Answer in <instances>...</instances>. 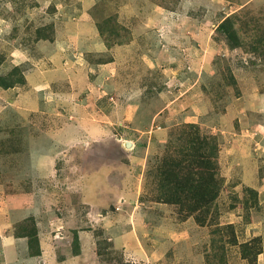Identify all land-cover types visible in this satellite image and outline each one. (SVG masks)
I'll return each mask as SVG.
<instances>
[{
	"label": "rangeland",
	"instance_id": "obj_1",
	"mask_svg": "<svg viewBox=\"0 0 264 264\" xmlns=\"http://www.w3.org/2000/svg\"><path fill=\"white\" fill-rule=\"evenodd\" d=\"M1 58L25 82L0 86V264H264V112L230 106L264 84V0H0ZM69 84H87L78 103ZM184 123L219 143L204 223L157 201Z\"/></svg>",
	"mask_w": 264,
	"mask_h": 264
},
{
	"label": "trees",
	"instance_id": "obj_2",
	"mask_svg": "<svg viewBox=\"0 0 264 264\" xmlns=\"http://www.w3.org/2000/svg\"><path fill=\"white\" fill-rule=\"evenodd\" d=\"M231 20V16L226 17L219 27L234 47L239 45V36ZM20 70L15 66L7 76L0 75V86L8 89L16 83L23 84L25 76ZM169 134L164 161L157 169L160 176L157 201L179 204L181 210L186 209L198 222L204 223L222 188L223 180L216 166L219 143L215 136L202 133L196 123H184L178 132L170 130ZM251 191L257 194L256 190ZM74 244L76 247L79 244L77 234Z\"/></svg>",
	"mask_w": 264,
	"mask_h": 264
},
{
	"label": "crops",
	"instance_id": "obj_3",
	"mask_svg": "<svg viewBox=\"0 0 264 264\" xmlns=\"http://www.w3.org/2000/svg\"><path fill=\"white\" fill-rule=\"evenodd\" d=\"M114 64H111V65H109L108 66V64H106V65H101V74H100V76L101 77H105V79L103 80V82H104V84H100V86L104 89V91H106V92H109V94L111 93H113L114 92V89H116V88H118V85L120 84L118 81H117V79L115 78V75L114 74H112V75H114V76H111V74H110V68L113 66ZM243 66V65H242ZM243 68H244V66H243ZM237 70V69H236ZM234 75L235 76H238V74H237V72L234 70ZM106 79H110V81H107ZM96 81V80H95ZM95 81H93V82H95ZM249 82V81H248ZM90 83H92V82H90ZM21 85V84H20ZM24 85H26V84H24ZM23 85V86H24ZM41 85H43V87L45 86V84H41ZM86 85L87 84H69V90L71 89V94H72V97H73V99H74V96L76 97V99H74L75 101H76V103H78V101H79V94H81L80 92H81V90L80 89H82V87H86ZM88 85H90L89 87H90V89L91 90H93V91H96V90H98V93H101V92H103L102 91V88H100V89H98L97 87H95V85L96 84H88ZM98 85V84H97ZM18 86V85H17ZM38 86V84H34V85H32L30 88L32 89V88H34V87H37ZM116 87V88H115ZM14 87H12V88H8V89H13ZM96 89V90H95ZM39 90H37V92H38ZM239 91H240V96H238V97H236L235 99H233V100H231L230 101V106H232V109L231 110H235V111H239V113L240 112H242L243 113V115H241V117H240V122L241 123H249L250 122V118L248 117L247 118V116H246V114H247V111L248 110H250V111H252V110H254V111H263L264 112V84L263 83H256V84H240L239 85ZM36 92V93H37ZM97 92V91H96ZM110 94V95H111ZM131 94V93H130ZM33 97V96H32ZM32 99H34V98H32ZM70 97L68 98V101H69V103H70ZM119 100L122 102L123 101V103H125V100L126 101H128V102H130V99L128 100V99H122V98H119ZM127 102V103H128ZM35 103H37L38 104V102L36 101ZM72 103V102H71ZM233 104V105H232ZM240 109V110H239ZM77 124H78V121H77ZM77 124H75V127H77ZM79 124H80V122H79ZM241 125H243V124H241ZM246 125H248V124H246ZM71 129H74V128H71ZM75 132H77V130H75ZM84 133H86L87 135L88 134H90V133H87V132H84ZM259 135H261L260 133H259ZM261 136H263V135H261ZM121 163H119V164H114V165H111V169L113 170H116L118 173H120L121 171H123V170H125L124 168V166L122 165H120ZM107 171L106 172H110V169H109V167L106 169ZM98 174H100V176L102 177V178H104L105 180H107L108 181V178H107V175L105 174V172H104V170L103 169H99L98 170V172H97ZM113 173H114V171H113ZM100 183H102L101 181H96L95 182V184H100ZM130 183L131 182H129L128 184L130 185ZM131 186V185H130ZM112 189L114 188H118L117 186L116 187H114V186H110ZM99 190V189H98ZM117 191H118V189H117ZM120 191V190H119ZM105 195H108V194H105ZM106 214L104 213V214H102L101 215V217L102 218H105V217H107V215L105 216ZM123 247H125V249H126V252H127V255L128 256H138V255H142L143 256V259H141V260H143L144 262H146V260H148V258H145V256L146 257H150V256H148V255H143L142 253H141V251H140V249L139 248H137V247H135L136 248V250L138 251V253L137 252H135L131 247H128L127 245H124ZM136 253V254H135ZM135 261V260H134ZM153 264H157V263H153Z\"/></svg>",
	"mask_w": 264,
	"mask_h": 264
},
{
	"label": "water",
	"instance_id": "obj_4",
	"mask_svg": "<svg viewBox=\"0 0 264 264\" xmlns=\"http://www.w3.org/2000/svg\"><path fill=\"white\" fill-rule=\"evenodd\" d=\"M127 145H130V142L129 141L127 142Z\"/></svg>",
	"mask_w": 264,
	"mask_h": 264
}]
</instances>
